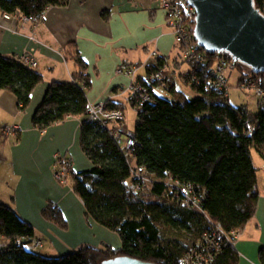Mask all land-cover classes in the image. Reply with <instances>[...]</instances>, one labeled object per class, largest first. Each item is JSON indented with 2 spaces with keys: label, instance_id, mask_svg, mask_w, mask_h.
<instances>
[{
  "label": "trees",
  "instance_id": "obj_1",
  "mask_svg": "<svg viewBox=\"0 0 264 264\" xmlns=\"http://www.w3.org/2000/svg\"><path fill=\"white\" fill-rule=\"evenodd\" d=\"M68 0H0V12L13 17L43 15L52 7L66 6ZM253 6L264 16V0H253ZM193 26V24H192ZM197 52L201 60L187 62L188 74L198 83L190 84L192 99L174 87L171 79L140 84L150 89L152 102L136 110L133 128L135 147L131 153L135 165L146 168L152 184L142 192L129 189L130 168L117 141L109 132L86 120L90 85L87 65L74 54L77 72L72 82L51 83L40 106L32 114L31 125L39 131L62 123L68 118L80 119V147L91 162L90 171L69 173L67 186L81 200L87 218L120 237L121 249L113 251L82 245L60 257L35 254L27 245L38 242L34 229L9 206L0 204V264H101L116 257H130L154 264H180L185 252L192 248L209 228V220L220 224L228 233H239L257 209V172L252 161L256 151L264 161V103L257 99L254 112L246 106H234L226 90L207 88L216 57L227 54ZM163 70L162 59H156ZM241 76L264 79L236 62ZM153 67L145 69L146 75ZM43 78L20 58L0 56V92H10L17 99L19 112L30 105L33 90ZM160 87L172 99L154 93ZM125 106V105H124ZM107 109L122 111L123 105L107 102ZM124 112V111H122ZM181 185H192L197 195H204V213L195 212L179 201L165 187L168 178ZM41 215L44 220L65 230L67 225L59 208L49 204ZM238 254L227 247L213 264H237ZM264 264V250L259 254Z\"/></svg>",
  "mask_w": 264,
  "mask_h": 264
},
{
  "label": "crops",
  "instance_id": "obj_2",
  "mask_svg": "<svg viewBox=\"0 0 264 264\" xmlns=\"http://www.w3.org/2000/svg\"><path fill=\"white\" fill-rule=\"evenodd\" d=\"M67 3L47 10L35 28L17 24L0 12V56L18 59L26 54L36 61L34 69L43 78L32 92L30 105L21 112L14 94L0 92V204L9 206L27 222L41 243L39 248L54 257L82 245L101 250L109 247L113 251L122 245L118 234L86 217L83 203L69 185L54 179L57 155L68 159L74 174L90 171L92 164L80 147V119L68 118L44 131L32 127V114L40 106L47 87L53 82L73 81L77 69L72 56L77 53L87 65L90 80L85 90L86 102L121 103L127 127L130 107L120 93L131 84V78L116 74L119 65L139 66L150 61L149 53L156 51L163 61L164 76L172 82L176 74L181 79L189 71V67L181 65L180 48L158 0ZM145 76L146 71L141 68L137 78ZM181 82L183 85L182 79ZM157 89L154 93L161 97ZM10 128L15 132L5 133ZM252 161L259 197L253 218L236 239L237 264H261L259 254L264 250V161L256 151H252ZM49 204L59 208L67 225L65 230L44 220L41 212Z\"/></svg>",
  "mask_w": 264,
  "mask_h": 264
},
{
  "label": "built area",
  "instance_id": "obj_3",
  "mask_svg": "<svg viewBox=\"0 0 264 264\" xmlns=\"http://www.w3.org/2000/svg\"><path fill=\"white\" fill-rule=\"evenodd\" d=\"M160 6L165 12V21L174 33V40L180 48L181 58L183 62H196L201 60V55L197 52L198 43L193 37L195 9L192 8L186 0H158ZM7 17V15H3ZM10 17V16H8ZM15 23L21 25H30L35 28L39 25L43 15L36 16H21L19 13L12 17ZM193 24V26H192ZM158 54L156 51L149 53V60L139 66L119 65L116 74H124L131 78V84L120 94H124L125 104L134 111L140 110L145 102H152L150 89L147 85H141L137 78V73L141 68L153 67L154 70L147 74L146 80L153 82V80L163 79L164 72L158 69L156 59ZM20 60L28 66L35 68L36 61L26 54L20 56ZM236 69V62L231 57L227 58L224 55H218L215 60V65L210 71V79L207 83L208 90H216L218 92L227 90V76L226 73ZM184 78L189 77L190 84H197L195 77L190 76L188 71L182 75ZM240 86L245 90L252 91L257 99L264 103V79L258 77L256 79L246 78L240 83ZM86 120L90 124H94L102 129L112 132L113 137L124 153L128 167L130 168V184L129 189L133 192H142L148 189L152 184L149 173L146 168L137 166L132 160L131 153L135 147L134 135L126 129L124 123V112L118 109H107V103L100 101L98 103H89L87 107ZM137 113V111H136ZM15 132V129H8L7 134ZM53 166L54 179L62 185L67 184L69 173L71 172L70 163L68 159L57 155ZM165 187L176 194L179 201L189 209L203 214L201 204L204 201V195H196L192 185H181L174 181L171 177L165 183ZM208 231L196 241V244L185 252L180 260V264H213L215 257L222 253L227 247L234 248L237 233H228L217 222L209 220ZM35 247L41 246L40 241L34 242ZM2 247V246H0Z\"/></svg>",
  "mask_w": 264,
  "mask_h": 264
},
{
  "label": "water",
  "instance_id": "obj_4",
  "mask_svg": "<svg viewBox=\"0 0 264 264\" xmlns=\"http://www.w3.org/2000/svg\"><path fill=\"white\" fill-rule=\"evenodd\" d=\"M195 9L193 37L205 51L227 54L256 74H264V16L253 0H186ZM101 264H154L116 257Z\"/></svg>",
  "mask_w": 264,
  "mask_h": 264
},
{
  "label": "rangeland",
  "instance_id": "obj_5",
  "mask_svg": "<svg viewBox=\"0 0 264 264\" xmlns=\"http://www.w3.org/2000/svg\"><path fill=\"white\" fill-rule=\"evenodd\" d=\"M183 62V61H182ZM182 67H189V64H187L186 62L181 63ZM177 72H175L176 74ZM172 76V75H171ZM227 76V90H226V96H228L229 98V102L231 105L234 106H246L248 108V110H250L251 112L256 111L257 109V97L254 95V93L252 91L249 90H245L243 87H241L238 83H237V79L241 76L240 70L238 68L230 71V73H226ZM174 77V76H172ZM174 81L176 84V87L179 91H181L186 98L192 99L193 98V94L190 90V88H186L183 87L180 76H177V74L174 77ZM173 81V82H174ZM157 94L161 96L162 99H169L170 95L167 93V91L163 88L158 87V89L156 90ZM128 113L130 114V116L127 119V131L128 132H132L133 128H134V119H132L135 115V112L133 109H128L127 110ZM136 117V115H135ZM27 249H29L30 251H32L35 254H40L42 256H45L47 258L52 257V258H56L54 256H48L46 253V249H42V248H37L35 247L34 243L28 244L27 245Z\"/></svg>",
  "mask_w": 264,
  "mask_h": 264
}]
</instances>
